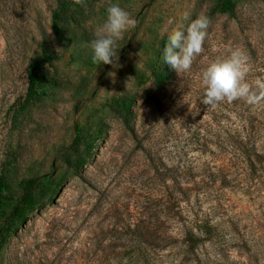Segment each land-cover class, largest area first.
Listing matches in <instances>:
<instances>
[{"label":"rangeland","instance_id":"1","mask_svg":"<svg viewBox=\"0 0 264 264\" xmlns=\"http://www.w3.org/2000/svg\"><path fill=\"white\" fill-rule=\"evenodd\" d=\"M234 1L236 17L224 0H93L61 38L46 0H0L7 208L21 179L39 178L35 208L0 234V264H264V101L201 102L202 71L231 49L249 57L253 88L264 81V1ZM110 3L137 21L118 42L120 67L92 62ZM201 15L210 20L204 51L158 85L168 33ZM38 22L55 67L45 94L18 111L23 45ZM125 93L135 98L133 129L113 110Z\"/></svg>","mask_w":264,"mask_h":264},{"label":"clouds","instance_id":"2","mask_svg":"<svg viewBox=\"0 0 264 264\" xmlns=\"http://www.w3.org/2000/svg\"><path fill=\"white\" fill-rule=\"evenodd\" d=\"M75 3L82 4L83 0H75ZM106 11V19L97 27L95 39L91 41L92 62L120 67L118 42L124 38L125 32L137 26V21L118 4L110 3ZM184 19H188L187 14ZM209 25V18L201 15L192 20L186 28L180 24L169 32L162 53L164 64L169 65L181 76L187 73L204 51ZM60 49L57 51L60 52ZM249 73V57L241 48L231 49L229 54L216 57L202 71L201 83L205 89L202 104L215 107L224 101L231 103L243 100L249 105H259L264 101V81L256 80L253 88L247 80ZM108 75L115 83L116 73L109 72Z\"/></svg>","mask_w":264,"mask_h":264},{"label":"trees","instance_id":"3","mask_svg":"<svg viewBox=\"0 0 264 264\" xmlns=\"http://www.w3.org/2000/svg\"><path fill=\"white\" fill-rule=\"evenodd\" d=\"M92 1L83 0L82 4H77L75 0H46L55 34L62 38L64 25L76 20L75 9ZM28 3H30V0H28ZM224 10L231 17L237 16V5L234 0H224ZM37 14L39 15L38 18H40L42 14L41 9L37 10ZM40 22H38L40 24L39 33L33 32L26 39L27 44L23 45V55L26 61L23 72L26 87L21 95L23 101L18 111H23L45 94L44 86L55 67V61L51 60V57L55 55V50L50 43L47 30H45ZM174 71V69L167 65L165 70L156 72V83L158 85L167 83ZM133 102H135V98L125 93L118 107L113 106V110L121 114L124 124L130 129H133V118L135 115L132 106ZM77 156L79 157L80 154L78 153ZM8 174L9 171L7 169H2L0 173V234L5 233L17 220L24 219L27 212L33 210L37 204L36 190L39 178L27 177L20 181L21 196L18 202L11 209L7 208L9 202L6 191L10 188Z\"/></svg>","mask_w":264,"mask_h":264}]
</instances>
